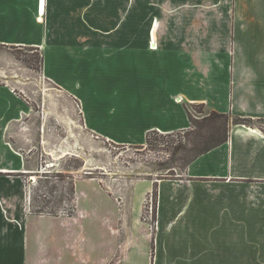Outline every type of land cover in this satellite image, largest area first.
<instances>
[{
    "label": "crops",
    "instance_id": "0c3cea01",
    "mask_svg": "<svg viewBox=\"0 0 264 264\" xmlns=\"http://www.w3.org/2000/svg\"><path fill=\"white\" fill-rule=\"evenodd\" d=\"M13 46L41 51L88 130L119 144L190 129L189 105L231 119L224 144L156 181L152 229L139 200L119 264H264V0H0V48ZM12 109L0 88V264H111L117 212L87 205L83 180L74 215L33 211L42 172L11 149Z\"/></svg>",
    "mask_w": 264,
    "mask_h": 264
},
{
    "label": "rangeland",
    "instance_id": "374dc122",
    "mask_svg": "<svg viewBox=\"0 0 264 264\" xmlns=\"http://www.w3.org/2000/svg\"><path fill=\"white\" fill-rule=\"evenodd\" d=\"M42 58L34 47L0 48V88L8 87L13 96L11 149L32 157L34 170L51 172H43L33 181L29 201L38 214L74 215L76 181L83 180L93 193L87 205L99 203L103 215L117 212L111 219L119 228L118 251L111 264H119L128 248L125 227L131 225L139 200L142 222L152 229L157 223L156 181L181 179L177 175L225 133L231 119L212 114L204 105H189L190 129L172 134L151 132L141 145L119 144L88 130L81 102L44 77ZM63 150L69 154L64 155ZM151 182L154 189L148 194Z\"/></svg>",
    "mask_w": 264,
    "mask_h": 264
},
{
    "label": "trees",
    "instance_id": "16d2710c",
    "mask_svg": "<svg viewBox=\"0 0 264 264\" xmlns=\"http://www.w3.org/2000/svg\"><path fill=\"white\" fill-rule=\"evenodd\" d=\"M36 50L38 51V49H36ZM189 114H190V111H189ZM212 114H217L220 117L228 118V115L227 114H224V113H221V112L212 111ZM190 115H189V119H190L191 124H192L193 123V120H192V118H191ZM234 121L236 123L243 124V123L249 122V119H241V117H237V118L234 119ZM151 132H155L156 133V131H154V130L148 132V134H147V140L149 139V135H150ZM228 133H229V128H228V124H227L225 133L222 134V136L218 137L211 145H209L208 147H205L204 150H201L198 153V155L201 154V153H203V152H205V151L207 152V151H209V150L217 147L218 145H220L222 143L224 144L227 141V139H228Z\"/></svg>",
    "mask_w": 264,
    "mask_h": 264
},
{
    "label": "bare ground",
    "instance_id": "6f19581e",
    "mask_svg": "<svg viewBox=\"0 0 264 264\" xmlns=\"http://www.w3.org/2000/svg\"><path fill=\"white\" fill-rule=\"evenodd\" d=\"M63 154H64V155H65V154L68 155L69 153H68L67 151L63 150ZM54 156L57 157V159H58V157H59L58 154H54ZM57 159H56V160H57ZM83 168L85 169V167H83ZM41 172H42V173H43V172H49V173H51L49 170H47V171L44 170V171H41ZM158 181H159V180H158Z\"/></svg>",
    "mask_w": 264,
    "mask_h": 264
},
{
    "label": "built area",
    "instance_id": "2783aa9c",
    "mask_svg": "<svg viewBox=\"0 0 264 264\" xmlns=\"http://www.w3.org/2000/svg\"><path fill=\"white\" fill-rule=\"evenodd\" d=\"M153 47V46H152ZM153 210V209H152Z\"/></svg>",
    "mask_w": 264,
    "mask_h": 264
}]
</instances>
